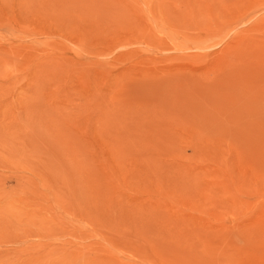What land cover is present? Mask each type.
<instances>
[{"label":"rangeland","instance_id":"374dc122","mask_svg":"<svg viewBox=\"0 0 264 264\" xmlns=\"http://www.w3.org/2000/svg\"><path fill=\"white\" fill-rule=\"evenodd\" d=\"M263 72L264 0H0V264H264Z\"/></svg>","mask_w":264,"mask_h":264},{"label":"bare ground","instance_id":"6f19581e","mask_svg":"<svg viewBox=\"0 0 264 264\" xmlns=\"http://www.w3.org/2000/svg\"><path fill=\"white\" fill-rule=\"evenodd\" d=\"M246 72H247V71H246ZM246 72H245V73H246ZM248 74H249V72H248ZM253 74H255V73H253ZM263 74H264V72H263ZM244 76H245V74H244ZM254 76H255V75H254ZM230 77H231V76H230ZM232 77L234 78L235 76H232ZM239 77H240V76H239ZM241 77H242V79H243V76H241ZM255 77H256V76H255ZM255 77H254V78H255ZM225 78H227V77H225ZM225 78H223V80H224ZM245 78H246V76L244 77V79H245ZM258 78H259V77H258ZM263 78H264V77H263ZM236 79H237V78H236ZM242 79H239V80H242ZM244 79H243V80H244ZM250 79H251V78H250ZM223 80H222V81H223ZM227 80H228V79H227ZM229 80H230V78H229ZM222 81H221V82H222ZM231 81H232V80H231ZM233 81L235 82V80H233ZM233 81H232V84H233ZM237 81H238V80H237ZM247 81L250 82L249 80H247ZM253 81H254V80H253ZM253 81H251V83H254ZM261 81H262V79H261ZM238 82H240V81H238ZM223 83H224V82H223ZM224 84H227L226 80H225V83H224ZM224 84H222V85H224ZM227 85H228V84H227ZM182 95H183V94H181V96H182ZM179 96H180V95H179ZM181 96H180V97H181ZM181 98H182V97H181ZM177 99H178V98H177ZM164 100H165V98H164ZM178 100H179V99H178ZM179 102H180V101H179ZM166 103H167V101H166ZM171 103H172V102H171ZM168 104L171 106V104H170L169 101H168L167 105H168ZM174 105H175V104H173V106H171L172 108H171L170 106H168V107H170V109H169L170 111H171V109L173 110V108H174V110L177 108L176 106H175V107H176V108H175ZM180 107H181V106H180ZM177 109L180 110L179 108H177ZM177 109H176V111H177ZM182 110H183V109H182ZM173 112H174V111H173ZM181 112H182V111H181ZM181 112H180V113H181ZM183 112H184L183 114H185V115H188V114H186L187 112L189 113V111H186V112L183 111ZM174 113H175V112H174ZM180 113H178V114H180ZM189 114L191 115L192 113L190 112ZM172 115H173V114H172ZM174 115H176V113H175ZM174 115H173V116H174ZM185 115H184V116H185ZM181 116H182V115H181ZM184 116H182V117H184ZM192 116H193V115H192ZM176 117H177V116H176ZM187 117H188V116H187ZM178 119H179V117H178ZM181 119H182V118H181Z\"/></svg>","mask_w":264,"mask_h":264}]
</instances>
